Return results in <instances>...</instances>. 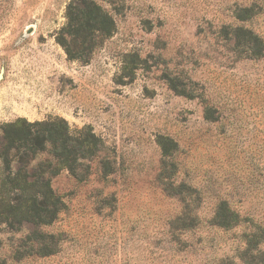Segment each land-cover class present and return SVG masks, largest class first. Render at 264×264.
Returning a JSON list of instances; mask_svg holds the SVG:
<instances>
[{
    "label": "rangeland",
    "instance_id": "374dc122",
    "mask_svg": "<svg viewBox=\"0 0 264 264\" xmlns=\"http://www.w3.org/2000/svg\"><path fill=\"white\" fill-rule=\"evenodd\" d=\"M70 1L0 0V124L101 140L49 224L9 213L0 159V264H264V0H96L116 30L88 62L56 40Z\"/></svg>",
    "mask_w": 264,
    "mask_h": 264
},
{
    "label": "trees",
    "instance_id": "16d2710c",
    "mask_svg": "<svg viewBox=\"0 0 264 264\" xmlns=\"http://www.w3.org/2000/svg\"><path fill=\"white\" fill-rule=\"evenodd\" d=\"M66 17L56 40L70 59L90 61L116 30L114 17L96 0H71ZM250 42L251 39L246 41L248 45ZM100 146L101 140L92 130H74L62 117L36 121L19 117L0 124V159L6 171L1 186L15 195L5 203L9 213L20 221L26 217L25 221L42 225L52 222L62 209L52 177L68 170L76 178L86 179L90 174L89 161ZM216 217H221L219 225L230 226L239 216L222 201ZM257 228L262 234L258 240L264 244V228Z\"/></svg>",
    "mask_w": 264,
    "mask_h": 264
}]
</instances>
